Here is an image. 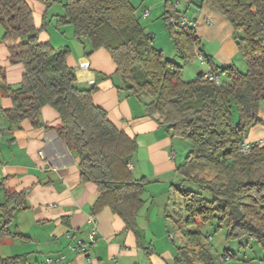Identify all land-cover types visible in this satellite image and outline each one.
Wrapping results in <instances>:
<instances>
[{"label": "trees", "instance_id": "trees-1", "mask_svg": "<svg viewBox=\"0 0 264 264\" xmlns=\"http://www.w3.org/2000/svg\"><path fill=\"white\" fill-rule=\"evenodd\" d=\"M190 1L207 3L229 20L247 63L246 72L234 65H215L204 53L193 26L169 21L182 12H172L168 5L164 18L179 57L190 60L200 53L212 71L221 75V85L197 78L184 80L181 63L155 48L154 36L146 31L130 0H65V12L57 16V25H72L77 38L88 40V55L106 49L121 78L119 88L144 97L147 116L172 137L190 141L177 172L183 183L197 184L200 189L178 186L187 215L181 232L185 244L178 247L176 258L184 264H214L202 240L203 224L224 223L228 239L248 236L264 248V143L253 145L247 154L239 153L250 128L264 126L259 116L264 98V0ZM51 2L47 1V7ZM0 24L4 29L0 43L12 42L9 60L24 67L18 87L0 82L12 99V107L4 110L10 127H19L25 120L41 127L43 107H53L61 119L54 128L79 158L81 181L93 182L98 188L93 215L109 206L127 229L138 233L137 217L145 205L148 181L135 179L129 168L138 150L137 140L95 104L97 87L78 81L75 69L67 63L70 47L40 41V29L27 0H0ZM6 194V202L0 205V240L11 233L15 211L27 207L24 192ZM15 235L23 237L19 232ZM230 258L235 254L227 252L220 261ZM25 259L26 255L0 256V264H24Z\"/></svg>", "mask_w": 264, "mask_h": 264}, {"label": "crops", "instance_id": "crops-1", "mask_svg": "<svg viewBox=\"0 0 264 264\" xmlns=\"http://www.w3.org/2000/svg\"><path fill=\"white\" fill-rule=\"evenodd\" d=\"M47 1L27 0L37 28L41 18L47 15ZM187 2L184 10H178L194 21L193 27L204 53L215 65L235 64L239 49L232 43L234 29L229 20L207 3ZM57 16L51 22L57 24ZM57 30H63L62 37L53 41V36L40 32V41H50L55 47H70L67 63L75 69L78 81L97 87L93 95L95 104L105 109L109 119L138 142V150L131 161L133 177L137 180L144 178L147 184L157 186L152 189L151 201L157 200L159 206L167 207L172 190L184 184H177L180 177L175 160L176 137L146 115L144 97L119 88L121 78L116 74V64L106 49L100 48L88 55L89 41L77 38L72 25L58 26ZM11 43H0V82L4 80L6 85L16 88L22 80L24 67L9 60ZM227 49L229 52L225 51ZM177 57L181 60L178 53ZM194 59L196 64L200 61L201 66L196 75L212 70L207 61L203 63L198 56ZM92 80L94 83L90 84ZM11 107L12 99L0 85V205L7 200L6 192H24L27 204L26 208L15 211L9 226L11 233L0 240L1 257L26 255L24 264L181 263L176 258L178 248L166 241L162 249L159 248V237L156 233L154 236L146 203L137 217L138 233L127 229L124 220L109 206L93 215L92 208L99 197L98 188L93 182L81 181L79 158L62 142L54 128L61 119L53 107H43V126L34 127L25 120L13 128L4 114V110ZM259 116L264 120V110H260ZM246 139L251 143L264 139V126L251 127ZM155 193L160 194L157 199ZM93 218L96 221V243L88 245L87 253L74 251L72 247L78 241L89 242ZM15 232L23 237H18ZM167 233L169 238L175 237L172 232ZM152 244L155 246L151 247ZM46 258L52 261L47 263Z\"/></svg>", "mask_w": 264, "mask_h": 264}, {"label": "rangeland", "instance_id": "rangeland-1", "mask_svg": "<svg viewBox=\"0 0 264 264\" xmlns=\"http://www.w3.org/2000/svg\"><path fill=\"white\" fill-rule=\"evenodd\" d=\"M51 4L47 7V15L41 18L39 21L40 32L51 35L52 40L62 37L63 30H57L58 26L55 22H51V19L54 18L56 14H64V1L65 0H51ZM131 3L136 7L137 14L140 18L142 25L145 27L146 31L151 33L154 36V46L155 48L162 50L166 58L172 59L174 61H179L182 65V74L181 77L186 80H193L197 77L196 71L199 68V62L196 64L195 59L190 60H179L177 57V52L174 47L173 40L170 35V25L168 21L164 18V13L166 12V6L172 12L175 9L184 10L187 6V0H130ZM145 9L150 10V15L144 16L143 11ZM193 8L191 7V10ZM186 14V13H181ZM187 15V14H186ZM189 16V15H188ZM191 19V18H190ZM208 21L210 19L207 18ZM68 26V25H66ZM4 29L0 24V35L2 36ZM232 41L233 45L237 48V43L235 38ZM58 44V43H57ZM238 49V48H237ZM229 52V50H225ZM231 51V50H230ZM238 56L235 59L236 66L243 72L247 71V63L240 51H238ZM198 56V53H197ZM193 62V63H192ZM204 62L206 60L204 59ZM221 67L227 66L225 64L220 65ZM201 67V66H200ZM264 110V98L260 102V110ZM176 147H175V160L180 164L185 156L187 151L191 147L190 141L176 137ZM177 180V184L180 185L181 176ZM180 179V180H179ZM179 182V183H178ZM157 186L154 184H147L145 192L143 194V199L147 202L146 209H148V215L150 217V223L152 224V230L159 237V248L162 249L164 242H168L169 245L174 246L175 249L178 246L185 244V238L182 235V229H184V219L186 218L185 204L183 197L179 189H173L171 192L170 202L168 206H159L157 200L152 202L153 199L151 195L152 189ZM181 189H191L199 190L200 187L197 184L186 182L183 186H180ZM151 194V195H150ZM160 196L159 193H155V198ZM165 198V197H162ZM163 224V228H162ZM203 237V243H205L211 251V254L214 258V264H264V248L263 246L252 237H242L239 239H228L227 238V227L226 224H220L218 222L203 224L200 227ZM151 231V230H149ZM167 232H172L175 237L169 238ZM165 235V236H164ZM163 236V238H161ZM212 237L211 239L209 237ZM155 245H151L154 247ZM227 252L234 253L235 258H230L225 263H221L220 258L222 255L227 254ZM4 257V256H2ZM178 264H184L183 262ZM196 264H200L196 262Z\"/></svg>", "mask_w": 264, "mask_h": 264}, {"label": "built area", "instance_id": "built-area-1", "mask_svg": "<svg viewBox=\"0 0 264 264\" xmlns=\"http://www.w3.org/2000/svg\"><path fill=\"white\" fill-rule=\"evenodd\" d=\"M143 15L144 16H148L150 15V10L149 9H145L143 11ZM169 21L174 24V25H179L181 27H186V26H193L194 25V21L192 19H190V17L186 14H182L180 15L179 18L175 17V16H172ZM262 39V43L264 44V35L263 37L261 38ZM198 57L199 59L204 63V57L198 53ZM198 80H207V81H211V82H214L215 84H218V85H221L222 84V77L219 73H216L212 70L210 71H206V72H203L201 73L200 75L198 74L197 77H196ZM94 81H90V84H93ZM262 144L264 143V139H261L259 142H256V143H251L249 142L247 139H244L242 141V143L240 144V147H239V153L240 154H247L253 145L255 144ZM40 154H42V152H40ZM129 168L132 169L133 168V164L130 163L129 164ZM92 223H93V230L90 232L89 234V242L86 243L84 242L83 240H80L78 241V243L76 245H74V247H72V249L76 252H79V253H87V247L88 245H93L96 243L97 239H96V236H95V232H96V221L95 219H91ZM52 259L51 258H46V261L47 263L51 262ZM32 264H40L38 262H33Z\"/></svg>", "mask_w": 264, "mask_h": 264}]
</instances>
